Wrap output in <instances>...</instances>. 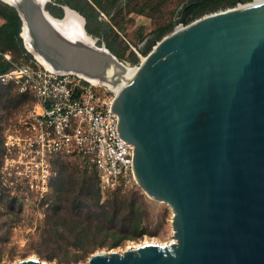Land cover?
Returning <instances> with one entry per match:
<instances>
[{"label": "water", "instance_id": "95a60500", "mask_svg": "<svg viewBox=\"0 0 264 264\" xmlns=\"http://www.w3.org/2000/svg\"><path fill=\"white\" fill-rule=\"evenodd\" d=\"M0 2L16 12L22 48L40 66L115 91L135 181L172 211L171 242L96 251L85 264H264V1L174 28L130 76L129 62L68 4Z\"/></svg>", "mask_w": 264, "mask_h": 264}, {"label": "rangeland", "instance_id": "374dc122", "mask_svg": "<svg viewBox=\"0 0 264 264\" xmlns=\"http://www.w3.org/2000/svg\"><path fill=\"white\" fill-rule=\"evenodd\" d=\"M98 1L103 8L94 5L99 10V16L90 14L91 20L87 28L99 39L105 41L106 38L110 42L115 35L107 23L108 13L116 12L119 4L114 6L111 0ZM143 1L148 3L144 11L154 15L153 21L142 14L133 13L132 17L131 12L125 15L123 9L116 17L124 25L123 32L118 30L122 38H117L116 44L121 47L128 46L122 60L128 61L131 67L144 57L138 50V47L143 46V40L149 38L150 32L156 26L173 20L179 5L177 0ZM153 5L156 7L151 8ZM235 5L238 6L237 1L226 8ZM49 9L55 15L60 14L59 8L54 5H49ZM0 11H6L1 4ZM208 13L210 11L200 16ZM2 20L4 24L5 20ZM178 24L179 22L173 24L166 33ZM153 41L150 42L151 46ZM7 49L14 54L19 51L14 47ZM130 51L136 54L137 63L130 61ZM0 95V264H12L29 256H36L51 264H85L89 255L96 251H122L131 244L137 245L144 241L163 244L174 239L171 227L172 211L165 202L148 197L137 184L124 190L100 192L94 168L79 157L58 158L52 164L48 183L41 190L21 182L14 174H8L4 168V136L9 130L14 131L21 127L22 120L33 107L34 99L1 83ZM87 188L91 189V198L94 193L97 194L98 204L106 205L107 208L113 199L120 196L128 202L133 201L135 213L122 211L116 217L110 214L104 221L89 223L82 198L87 194ZM115 244L119 245L114 246Z\"/></svg>", "mask_w": 264, "mask_h": 264}, {"label": "built area", "instance_id": "2783aa9c", "mask_svg": "<svg viewBox=\"0 0 264 264\" xmlns=\"http://www.w3.org/2000/svg\"><path fill=\"white\" fill-rule=\"evenodd\" d=\"M0 83L34 99L21 127L4 136L8 174L41 190L58 158L79 157L94 168L102 193L137 184L133 147L119 137L111 110L114 90L47 71L26 52L1 49Z\"/></svg>", "mask_w": 264, "mask_h": 264}, {"label": "trees", "instance_id": "16d2710c", "mask_svg": "<svg viewBox=\"0 0 264 264\" xmlns=\"http://www.w3.org/2000/svg\"><path fill=\"white\" fill-rule=\"evenodd\" d=\"M178 1V8L176 9V12L178 15L185 14L184 17V23H187L197 17H199L204 12L213 10L212 12H215L217 10H221L226 8L229 5H233L236 3V0H177ZM52 2L56 4H68L72 8H75L78 10L81 14H83L87 18V24L90 22V14L95 13L96 17L99 16V10L94 7L98 6L103 8L102 4L98 0H90L84 1V0H52ZM112 4L115 6L116 4H119V8L116 12H109L108 15L111 17V22L115 26L122 27L121 20L116 19L117 15L121 14V10H125L124 14L128 15L129 13H137L142 14L151 19V21L154 20V15L152 13H146L145 7H148V3L141 0H111ZM1 5H3L6 8V11H0V17L5 20V23L0 26V34L2 37H0V49L1 50H9L8 47H14L17 51L16 54H21L24 51L21 45V40L18 36L19 28H20V22L16 15V12L10 8L9 6L3 4L0 2ZM49 5L52 7H58L57 5L53 3H49L47 8L49 9ZM236 6V5H235ZM156 7V5L151 6V8ZM59 8V7H58ZM60 10V8H59ZM51 12V11H50ZM52 13V12H51ZM55 15L54 13H52ZM61 10L59 15L60 16ZM174 24L173 20H169L167 23L159 24L156 26L149 34V39L143 44L142 47H138L139 52L143 53L144 55L150 50L151 40H159L168 30L172 28ZM87 27V26H86ZM111 31L114 33V38L110 42L109 40L105 39L106 46L110 49V51L115 54L119 59H122V55L127 51L128 46L125 45L123 47L116 44L117 38L119 40V35L110 28ZM88 30V28H87ZM89 33H91L88 30ZM92 34V33H91ZM121 39V38H120ZM10 51V50H9ZM129 59L133 63L138 62V58L136 57V54L133 51L129 52ZM1 69H3V66H1ZM1 97V95H0ZM4 107V106H3ZM98 184V183H97ZM99 190V187H98ZM87 194L82 197L84 207H86L85 213L87 216V221L89 223L92 222H101L106 220L110 214H113L115 217L120 215L122 211H127L128 213H135L134 211V202L128 200L126 198H123V196H120V198H115L111 201V204L107 208L106 205H99L98 204V198L97 194L94 197L91 198V189L87 188ZM99 192V191H98ZM119 194V193H116ZM120 195V194H119ZM90 227V224L88 225V228ZM119 244H115L114 246H117Z\"/></svg>", "mask_w": 264, "mask_h": 264}, {"label": "bare ground", "instance_id": "6f19581e", "mask_svg": "<svg viewBox=\"0 0 264 264\" xmlns=\"http://www.w3.org/2000/svg\"><path fill=\"white\" fill-rule=\"evenodd\" d=\"M264 0H241L238 2V6H245V5H249V4H254V3H259V2H263ZM136 69V66H133L131 68V70L129 71L128 75L127 76H130ZM172 241V240H171ZM169 243V242H168ZM135 245L131 244L130 246L128 247H133ZM127 247V248H128Z\"/></svg>", "mask_w": 264, "mask_h": 264}, {"label": "crops", "instance_id": "0c3cea01", "mask_svg": "<svg viewBox=\"0 0 264 264\" xmlns=\"http://www.w3.org/2000/svg\"><path fill=\"white\" fill-rule=\"evenodd\" d=\"M130 16L134 17L133 13H131ZM107 23H109V25H110L109 28H112V30H114L119 35V37H120V32H118V30L121 31V32L124 31V25H123V23H121L122 27H119V26L117 27V26L113 25L112 22H111V17L110 16H109V20L107 21ZM2 24H3V20L0 18V26ZM120 38H122V37H120ZM140 40H142V37H141Z\"/></svg>", "mask_w": 264, "mask_h": 264}]
</instances>
